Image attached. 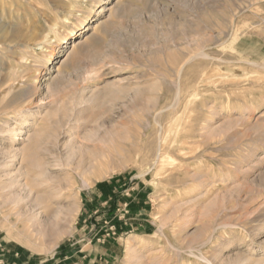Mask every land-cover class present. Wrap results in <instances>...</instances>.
<instances>
[{"label":"rangeland","instance_id":"rangeland-1","mask_svg":"<svg viewBox=\"0 0 264 264\" xmlns=\"http://www.w3.org/2000/svg\"><path fill=\"white\" fill-rule=\"evenodd\" d=\"M101 1L0 0V107L45 87L0 181L38 141L58 185L0 264H264V0Z\"/></svg>","mask_w":264,"mask_h":264},{"label":"bare ground","instance_id":"bare-ground-1","mask_svg":"<svg viewBox=\"0 0 264 264\" xmlns=\"http://www.w3.org/2000/svg\"><path fill=\"white\" fill-rule=\"evenodd\" d=\"M106 3H107V0H102L99 4L93 6V10H97L96 13L102 12L104 10V5ZM87 19L88 18H85V21ZM50 31H53V29L51 28ZM79 31H80L79 29H75V30L71 31L64 38L63 44H67L69 40L75 38L78 35ZM214 31L218 34V36H222V35L226 34V31L224 30L222 24H218L214 28ZM50 40H52V38H50L49 40L46 39V42L49 43ZM97 42H99V41H97ZM51 44H53V45H52V50L48 53L49 54L48 55L49 61H51L55 57V51L57 50V47H59V44H57V41H55V43H51ZM86 46L87 45L83 46L84 50L87 49V48L85 49ZM83 47H81L82 50H83ZM84 50H83V52H81V54H83L85 52ZM79 52H77V54ZM68 53H67L68 54L67 56H70L73 54L70 52H68ZM75 53H76V51L74 52V54ZM73 55L71 58L75 57V56L73 57ZM78 57H79V54H78ZM79 58H81V57H79ZM22 59L24 60V58H22ZM67 59L68 58H66V60ZM77 59H75V60H77ZM62 62H63V60H62ZM71 62H72V60H71ZM75 62L79 63L80 61H75ZM43 79H44L43 78V72H39L37 74V76L36 75L32 76V78L29 79L26 88L23 87L22 92L19 91V89L21 90V88H22L21 87L22 85H21L20 86L21 88L17 89L18 91H16L19 93L18 96L15 98L13 97L15 100L9 101L7 104L0 107V117L2 115H5V114L9 115L10 113H13L16 115L15 119L17 117L21 118V120H18L17 123L19 124V126H22V123L26 122V114H27L26 109H29V108H27L28 105H31L34 102L33 97H35L36 94H39L41 92V90H43L45 88V87H43L44 86L43 82H42ZM8 82H9V80H8ZM14 96H15V94H14ZM3 123H4V121H3ZM5 127H7V126H5ZM0 133H1V135L5 134V133H7V134L9 133L10 135H12L11 138L14 142L20 141L22 139V135H23V131L21 128H14V127H13V129H9V130L5 129V128L0 129ZM39 145H40V143H39ZM39 145H38V141H37V143H33V144L28 145L25 149H23L18 154V156L21 157L22 163L24 165L22 164L23 167L21 169H19V176H17L15 179L22 176L26 180L25 184H21V182L18 179L10 182L9 184H6V183L0 181V210L2 212V215H4V220L6 221V225L9 228H13L14 226H17L18 224L25 222V221H27V223L31 224V225H33L34 223H38L37 222L38 216H41V215H39L40 210L43 213L42 207L45 204H49L53 199L52 193H49L44 188H47V189L51 188L52 189V187H54V188L58 187V185L53 183V179L51 177L52 173H51V170L48 168L49 162L46 161V159L44 158L45 154L42 156ZM46 151H47V149H46ZM59 190H60V193H64L63 192L64 190H62L60 187H59ZM60 195H62V194H60ZM59 204L60 205L58 206V209H61V210L63 209V207L66 206L65 202H61ZM127 248H128V253H130L131 249H132L131 245L128 244Z\"/></svg>","mask_w":264,"mask_h":264},{"label":"crops","instance_id":"crops-1","mask_svg":"<svg viewBox=\"0 0 264 264\" xmlns=\"http://www.w3.org/2000/svg\"><path fill=\"white\" fill-rule=\"evenodd\" d=\"M101 260V259H100ZM95 262H97V258H95V260H94Z\"/></svg>","mask_w":264,"mask_h":264}]
</instances>
